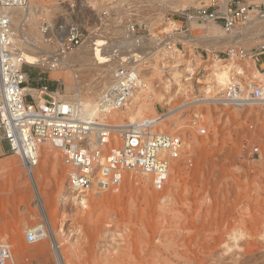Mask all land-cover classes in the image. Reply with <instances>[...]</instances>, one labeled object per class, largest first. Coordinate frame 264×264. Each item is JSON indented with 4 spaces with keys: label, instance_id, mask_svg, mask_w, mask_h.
<instances>
[{
    "label": "rangeland",
    "instance_id": "1",
    "mask_svg": "<svg viewBox=\"0 0 264 264\" xmlns=\"http://www.w3.org/2000/svg\"><path fill=\"white\" fill-rule=\"evenodd\" d=\"M30 2L42 8L35 25L38 36L32 37L46 52L55 51L57 43L46 44L42 24L48 23L57 33V26L72 18L85 36L72 52L81 47L95 50L113 62L109 72L120 65L121 58L151 53L145 59L137 56L142 80L150 87L132 110L127 104L111 115L118 123L152 117L188 101L195 104L196 97L205 103L206 97L222 95L230 83L222 91H213L214 58L244 69L239 80L245 94L250 93L246 82L251 64L264 74V55L260 60L229 57V50L251 51L264 44L262 17H254L260 23L245 34L241 30L251 21L236 27L241 37L235 47L211 48L208 29H214L216 36L229 32L220 23H189L185 18L210 5V0H177L182 5L177 8L167 0ZM21 20L14 23L15 29ZM170 22L175 24V40L165 32ZM128 23L134 24L136 32L132 27L127 31ZM95 36L105 42L90 40ZM169 40L173 46L163 49ZM96 44L103 45L104 54ZM61 69L28 65V88H36L42 82L39 77L45 76L50 88L61 85L67 96L76 98L74 74ZM108 71L78 69L83 99H99L97 91L110 83L102 78L111 75ZM57 89L52 91L55 97L61 95ZM158 130L179 133L185 142L183 157L173 162L165 187L156 189L147 176L130 171L117 188L87 192L85 206L71 200L77 194L67 189V169L54 147L42 146L39 163L32 169L16 154L0 158V244L11 246L17 264H58L49 239L32 244L26 239L27 229L42 224L46 228L32 187L33 174L66 264H264V104L250 98L238 106L200 104L172 115ZM255 146L259 152L254 154ZM47 149L51 160L43 156ZM64 188L68 190L65 197Z\"/></svg>",
    "mask_w": 264,
    "mask_h": 264
},
{
    "label": "built area",
    "instance_id": "2",
    "mask_svg": "<svg viewBox=\"0 0 264 264\" xmlns=\"http://www.w3.org/2000/svg\"><path fill=\"white\" fill-rule=\"evenodd\" d=\"M210 1V5L187 13V21L220 23L231 32L254 17H264V0ZM29 4L30 0H0V158L16 154L34 168L39 163L40 148L52 146L62 156L67 169L66 184L74 193L85 195L94 189L117 188L130 171L144 174L156 189H163L173 162L183 157L185 142L181 134L158 130V127L166 124L172 115L200 104L238 106L248 100L244 99L241 87L233 83L222 95L207 99L205 103H200L202 97H196L195 104L188 101L152 117L118 123L111 115L123 110L142 84L136 62L124 57L114 70L111 83L101 91L96 115L86 116L76 103L55 97L48 85L28 88L26 67L32 64L26 61L19 42L13 12L26 9ZM129 27L136 32L134 24H127L128 32ZM41 30L47 45L57 43V49L46 53L49 56L45 55L53 61L52 67H46L49 69L59 67L61 57L85 40L72 18L58 25L57 33L52 32L48 23H43ZM23 39L28 42L26 37ZM262 55L264 44L251 51L229 50V57L235 59L260 60ZM163 71H167V67H163ZM251 97L264 104V86L256 87ZM196 118L195 124L198 122ZM252 151L258 153L259 146ZM26 239L32 244L42 237L27 229ZM0 264H17L11 246L6 243L0 244Z\"/></svg>",
    "mask_w": 264,
    "mask_h": 264
},
{
    "label": "bare ground",
    "instance_id": "3",
    "mask_svg": "<svg viewBox=\"0 0 264 264\" xmlns=\"http://www.w3.org/2000/svg\"><path fill=\"white\" fill-rule=\"evenodd\" d=\"M167 3H170L171 5H175L176 8L179 7V6H182V5H180L177 2V0H167ZM184 6H186V5H183V7ZM40 9H42V8H38L36 4H33L32 2H30V4L28 5V7L26 9L17 10L15 12H13L14 23L16 24V22H18L17 20L19 18L22 19L20 21L19 28H18V30L16 29V31L20 35L19 42H20L22 48L24 49L26 61L29 64H33V65H39V66H45V67H48V66L50 67L51 66L52 67V65H51L52 62H53L52 59L49 60L48 58L45 57L46 53H48V52H46L44 49H42L40 47V43L38 44L37 41H36L37 39L34 40L33 37H32V36H34V37L38 36L37 35L38 29L36 28L35 25L38 24V21H39V18H40ZM43 13H45V12H43ZM46 13H49V12L46 11ZM254 20H251L250 24H248V26L246 28L244 27L241 30V32H243L245 34V32H248L256 24H258L260 22L264 23V17H262V20H260V22L259 21H254ZM174 25H175L174 23L170 22L165 27V30L166 29L168 30V31H165V32H167L168 37L171 40H175L177 38V37L175 38V35H177V34L174 31L175 29H173V27L175 28ZM238 31H239V29L235 28L231 32L228 33L229 35L216 36L217 34H216L214 29H212V28L208 29V32H209V34H208L209 38L208 39H210V40H208L210 42V46L209 47L212 48V47L222 46V45H224V46L228 45L230 47H235L236 43L238 42V39H240V37H241V36H239L240 33ZM29 36L31 38H29ZM23 37H26L28 42L26 40H24ZM260 37L262 39H264V33ZM90 40H93L95 43L98 42V41L105 42V40L102 39L100 36H95V37H93ZM188 40L193 42L195 39H191L190 38ZM170 42H171L170 40L167 41L165 43V45L163 46V49L165 48L167 50H170L171 46H173ZM95 47H96V49L98 50L99 53L104 54L102 52V49H103V45L102 44H96ZM140 53L143 54V51H141ZM140 53H136V54L134 53V54H132L131 56L128 57V58L131 59L132 62H136L137 66H138V64H140V61H141V60H139L137 58L138 55L145 59L146 56L151 54V53L148 52L147 54L145 53L142 56ZM176 54L177 53L175 52V55ZM114 56H116V54ZM151 56L152 55H150L149 57H151ZM134 57H136L135 60H134ZM214 60L215 61H214V64L212 65V68L214 69L213 73H214L215 78L214 77L213 78L215 79L216 84L213 87V91L215 93L218 92L219 90L222 91V89H224V87H226L229 83L230 84L236 83V84H238L241 87V85H240L241 82L239 80V76L242 75V74L243 75L245 74L244 69L240 68L239 65H236L233 62H228V61H225V60H222V59H216V58H214ZM112 64H113V62H110V63L107 62L106 58L103 57V56H100L98 53L95 52V50H92V51L86 50V47H85V49H83V47H81L80 50H78L76 52H72L71 51V53H69V52H68V54L66 53L65 55H63L61 57V63L59 65V67H55V68H52V69H54L55 71H58V72L60 71L61 68L69 69L74 74L75 83H76V86H77L76 91H75L76 98H73L71 96H67V94H65V92L63 91L61 85L58 87V89L56 91V93H60L61 94L60 96H58V98L67 100V101L72 102V103H76L77 105H79L82 108V110H83V112H84V114L86 116H89V117L94 116L97 113L98 98H95V99H92V100L83 99V97L81 95V91H80V83H81V81H80V79H78V75H76V73H78V69L80 70V69H84V68H85L86 71L94 69L96 72L102 73V72L108 71L109 68L112 67ZM114 70H115V68L113 70H111L110 72L108 71L109 74H111L110 76L105 75L102 78L105 79L106 82L109 81L111 83V80L113 79ZM141 82H142L141 87L136 89L134 91V93H133V96H132L133 101L128 103L130 110H132L135 107V104L138 101L139 96L143 92L147 91L149 89V87H150V84H148L145 80H142ZM263 82H264V74H262L258 70V68L255 67V64L252 63L251 64V77L248 78L247 82H246L247 85L250 87V90H247V91H249L250 93L245 94V89L243 87H241V89L243 91L244 99H249V98L253 99L251 97V93L254 91V89L256 87L255 85L258 84L257 86H259L260 83H263ZM60 83L61 84L64 83V80L61 79V78H60ZM263 86H259V87H263ZM97 94L100 96L101 92L98 93V91H97ZM54 95H56V94H54ZM206 98L209 99V97H206ZM204 100H207V99H204ZM204 100H202V101H204ZM246 101H244V102H246ZM244 102H242V103H244ZM245 104H247V103H245ZM141 108H142V105L139 106V110ZM130 110L128 112H130ZM47 151L48 152L45 151L46 153H44L43 156L45 157V159L51 160V154L49 153L50 151L48 149H47ZM24 165H25V167L27 166L28 168H30L25 163H24ZM30 169H32V168H30ZM29 176H30V173H29ZM31 181H32V184H33L32 187H34V189H35L34 192H36L35 194H37L36 196L38 197L37 198L38 204H39L38 206L40 207L44 223H46V228L42 224V225H40V226H38V227H36L34 229H30V230L36 232L37 236L38 237H42V239H44V238L45 239L47 238V240L49 239L48 241L51 242V246L53 248V252H54V255H55L56 262L58 264H66V261L64 259V255H63V253L61 251L60 242H59V240H58V238L56 236V230L50 224V219H49V215L50 214L47 213V211H46V209L44 207V202L41 200V196H40L41 193H40V189H39V187L37 185V179H36V177L33 174H31ZM67 189L70 192L74 193L68 187H67ZM68 190H66L65 188L62 189L63 197H65V195H67L65 193H68ZM75 194H77V193H75ZM76 197L77 198H73L71 200H73V202L77 200L76 202L79 203V205H82V206L86 205V201H85L86 200L85 199L86 196L77 194ZM253 239H255V238H253Z\"/></svg>",
    "mask_w": 264,
    "mask_h": 264
},
{
    "label": "crops",
    "instance_id": "4",
    "mask_svg": "<svg viewBox=\"0 0 264 264\" xmlns=\"http://www.w3.org/2000/svg\"><path fill=\"white\" fill-rule=\"evenodd\" d=\"M26 72H27V71H26ZM27 74H28V72H27ZM28 76L30 77L29 74H28ZM29 80H30V78H29ZM39 80L42 81V82H44V83L41 82V84L38 85L37 87H40V86H42V85H46V84H45V80H47V78H46L45 76L39 77ZM57 87H58V86H56V87L54 88V86H53V87H51V88L49 87V88L51 89V91H55V90L57 89ZM54 89H55V90H54Z\"/></svg>",
    "mask_w": 264,
    "mask_h": 264
}]
</instances>
